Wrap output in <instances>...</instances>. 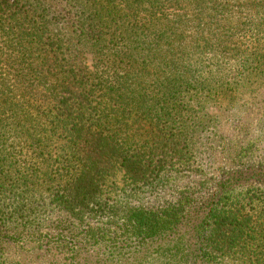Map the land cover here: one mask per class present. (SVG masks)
Returning a JSON list of instances; mask_svg holds the SVG:
<instances>
[{
    "label": "trees",
    "instance_id": "obj_1",
    "mask_svg": "<svg viewBox=\"0 0 264 264\" xmlns=\"http://www.w3.org/2000/svg\"><path fill=\"white\" fill-rule=\"evenodd\" d=\"M211 1L0 0V145L8 135L35 150L65 142L57 173L32 176L31 192L48 203L30 201L25 188L18 196L5 190L10 175L0 162V264H108L106 251L119 239L137 260L155 245L170 248L171 264H230L235 254L242 264H264V158L246 165L255 155L251 145L230 154L242 168L203 181L201 189L215 187L207 202L198 204L190 192L160 209L138 200L171 186L174 174L207 175L177 170L195 137L187 124L196 120L201 133L205 122L186 111L180 135L163 132L160 122L180 116L176 96L195 87L181 68L194 47L182 48V15L170 19L164 9L183 2L202 12ZM236 1L246 14L245 48L241 60L229 48L236 70L225 85L246 79L264 88V0ZM213 6L220 9L217 0ZM215 48L216 60L222 44ZM89 57L92 69L83 64ZM217 135L207 141L212 165L223 146ZM119 173L127 181L123 194L112 184ZM247 240L261 245L259 255L237 250Z\"/></svg>",
    "mask_w": 264,
    "mask_h": 264
},
{
    "label": "rangeland",
    "instance_id": "obj_2",
    "mask_svg": "<svg viewBox=\"0 0 264 264\" xmlns=\"http://www.w3.org/2000/svg\"><path fill=\"white\" fill-rule=\"evenodd\" d=\"M214 1L216 0H212L209 3L210 9H205L202 12L183 2L182 7H179L180 9H174L171 6L164 9L166 14L169 12L170 19H174L175 15H182L179 27L181 29L183 24L185 26L184 32L188 36L183 42L182 48L194 47L190 49L189 57L185 59L184 66H181V68L185 73L192 76L190 78H193L195 87L189 90V94L184 93L180 98L179 95L176 96V104L180 111V116L175 115V112H173L172 116L161 120V122L159 121L163 132L166 133L172 129L174 130L172 132H177L176 134L178 135H180V128L183 125L182 120H189V116L198 118L202 123L205 122L206 127L201 133L197 128L199 125L196 120L194 122L196 125L192 122L187 124V131L189 133L194 132L195 137L189 142L192 146L191 152L187 154L181 153L177 170L178 172H183L182 174H188V171L203 168L207 175L201 178L197 175L189 178L187 177L188 175H172L179 179L177 181L174 179L171 186L139 196L140 199L138 200L145 208L160 209L167 205L175 204L179 201L182 194L188 192L195 194L198 204L207 202L215 187L213 184H209L208 187L201 189L200 185H202L204 180L211 179L212 176L219 178L225 172L242 168L241 164H233L231 153L246 152L247 149L244 148L251 145L252 148L254 147L255 155H253L254 158L250 156L251 159H245L246 165H256L264 158V88L259 89V85L251 86L246 84V79L237 86L225 85L226 80L233 76L230 74H232L233 70H236L233 68L236 65L235 54L233 55L229 48L236 47L237 60L239 58L241 60V51H244L245 48L243 30L244 25L247 24L246 14L236 0H217L218 8L221 2L226 4L225 9L222 5L218 11L214 10ZM142 10L138 20L140 22L145 17L144 11L146 8ZM127 25L130 26L132 24L129 23ZM198 28H202L204 32L199 31V33L197 31ZM60 29L63 30L62 26L53 27L55 31ZM221 33L224 34L223 38L219 36ZM225 37L227 39H224ZM232 37L234 40L231 39ZM220 43L222 48L219 50V55H217L218 57L215 60L213 59V52ZM204 48L207 50H204ZM106 61L107 59L104 58V63ZM83 64H86L91 69L95 66L94 61L90 57L86 58ZM259 83L261 85V80ZM220 92L228 93L225 95L221 94V96L217 95ZM35 103L41 105L32 98V105L36 106ZM186 111H190L188 117H184ZM49 120L53 119L50 118ZM146 129H150L151 134H154L152 133L154 130L149 126ZM216 134H218L217 137L224 140L223 146H218V144L216 146L214 151L215 163L212 165L208 155L212 154L213 151H211V145L207 141L212 140ZM0 135H2L1 132ZM6 139L8 143L4 147L0 145V162H4L5 170L10 175V180L6 183L5 190H14L18 196L22 192L21 190L25 188L29 192L30 201L36 200L38 203H48V199L41 201L34 192H31L34 190L33 185H31L33 182L32 176L36 172H43V177H45V173H50L51 175L57 173L59 165L56 161L63 160L65 157L63 150L65 142L58 139L49 140L45 142V147L47 148L35 150L32 149L30 143H21L18 140H14L13 136L8 135ZM224 144H227V147ZM7 161L8 163H6ZM10 162L14 165H11ZM12 166H14V169H12ZM123 177L124 175L119 173L116 179L112 180L113 187L118 193H122L123 190L127 189V181ZM24 184L30 186L26 188ZM118 193H115L117 198L121 196ZM58 220L56 217L51 219L53 226L57 224L56 221ZM115 242L111 244V249L106 251L105 260L108 261V264H171L168 260L170 259V254H167V249L170 248L154 245L148 251H145V254L141 253L139 260H137L128 249H125L123 245L125 243L121 239ZM185 247L183 249H187ZM260 247L261 245L256 243L249 244L247 240L243 241L237 250H250L254 255L256 253L259 255ZM94 248L89 246L88 250L91 252ZM230 264H242V261L235 254Z\"/></svg>",
    "mask_w": 264,
    "mask_h": 264
}]
</instances>
